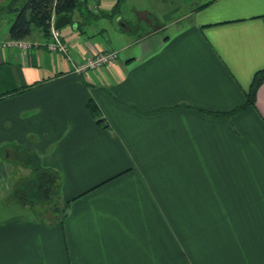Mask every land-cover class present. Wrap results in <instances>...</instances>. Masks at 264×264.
<instances>
[{"label":"crops","instance_id":"crops-1","mask_svg":"<svg viewBox=\"0 0 264 264\" xmlns=\"http://www.w3.org/2000/svg\"><path fill=\"white\" fill-rule=\"evenodd\" d=\"M23 2L0 0V175L34 153L69 203L45 221L5 184L24 213L0 212V264H264V81L233 111L264 68V0H79L63 57L35 26L2 45Z\"/></svg>","mask_w":264,"mask_h":264},{"label":"trees","instance_id":"trees-1","mask_svg":"<svg viewBox=\"0 0 264 264\" xmlns=\"http://www.w3.org/2000/svg\"><path fill=\"white\" fill-rule=\"evenodd\" d=\"M123 0H117L115 10L119 8ZM79 0H24L22 5L16 10L15 17L10 23L8 33L10 39H24L30 32L31 27L35 26L44 34L48 35V26L52 14L56 16H70L78 8ZM264 81V68L257 71L254 75L251 87L246 95V101L241 106L233 109L240 110L246 106L255 104L256 92ZM89 106L92 105L89 103ZM95 110V107L92 108ZM30 175L21 184L18 195H21L25 204L32 207L37 203L49 202L55 196V186L57 175L50 168L43 167L39 158L34 153H25L24 157ZM69 201L61 204L60 213L56 215L61 221L66 215V207ZM59 206L54 207V211Z\"/></svg>","mask_w":264,"mask_h":264},{"label":"built area","instance_id":"built-area-1","mask_svg":"<svg viewBox=\"0 0 264 264\" xmlns=\"http://www.w3.org/2000/svg\"><path fill=\"white\" fill-rule=\"evenodd\" d=\"M48 38L49 39L45 45L50 52L57 53L60 57H63L65 55L68 56V46L66 42L63 41L59 29L55 26L53 14L49 21ZM2 45L17 46L22 49L36 46V44L33 45L32 43L24 41L23 39H11L10 41L3 43ZM117 56L118 53L116 50H112L109 48L99 50L92 55L86 56L74 67V70L76 73L85 74L90 70L99 69L113 62L117 58Z\"/></svg>","mask_w":264,"mask_h":264},{"label":"rangeland","instance_id":"rangeland-1","mask_svg":"<svg viewBox=\"0 0 264 264\" xmlns=\"http://www.w3.org/2000/svg\"><path fill=\"white\" fill-rule=\"evenodd\" d=\"M11 6V4H10ZM11 13V10H7L5 11V13H2L0 14V31L2 30V27H3V22H4V19H6V17L8 16V14ZM2 157V156H1ZM18 166H21L22 169H24L25 171V174L20 173L19 169L15 168L11 163L9 162V166L10 168L7 169V175L6 177H1L0 175V202H2V205H3V202L6 203V201H11V196L10 194H8L7 192L4 193L2 191V188L5 184H7L9 182V185L12 184L13 188H16L18 189L17 191H19L21 188V184L24 183V181L27 179L28 177V169L25 170V167L24 165L26 166V161L25 159H19L18 160ZM21 164V165H20ZM7 165V164H6ZM30 170V169H29ZM19 175H23L22 177H20L18 180H17V183L13 185V182L14 180H16L17 178L15 176H18ZM14 191V190H12ZM22 199V196L21 195H18V193L16 194V199L15 200H20ZM56 205H58L59 207L54 211V207H56ZM9 209L5 208V209H0V212L6 216V214L10 213V214H13V213H24L23 209H19L18 207V204H13L11 203V206L8 207ZM60 208H61V203L55 199V197H53L49 202H43V203H37V205H34V209H31V211H27L25 210V212L37 217V218H40L42 220H51L53 218H55L56 215H58L60 213ZM58 213V214H57Z\"/></svg>","mask_w":264,"mask_h":264},{"label":"water","instance_id":"water-1","mask_svg":"<svg viewBox=\"0 0 264 264\" xmlns=\"http://www.w3.org/2000/svg\"><path fill=\"white\" fill-rule=\"evenodd\" d=\"M68 22V19L66 16L62 15V16H59L56 21H55V26L57 28H61L63 27L66 23Z\"/></svg>","mask_w":264,"mask_h":264}]
</instances>
